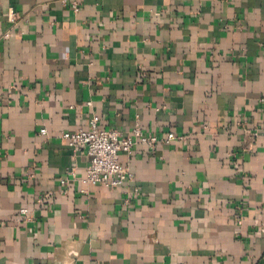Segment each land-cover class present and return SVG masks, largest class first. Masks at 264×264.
Wrapping results in <instances>:
<instances>
[{"label": "crops", "instance_id": "crops-1", "mask_svg": "<svg viewBox=\"0 0 264 264\" xmlns=\"http://www.w3.org/2000/svg\"><path fill=\"white\" fill-rule=\"evenodd\" d=\"M262 97L264 0H0V264H264ZM92 119L183 140L91 186Z\"/></svg>", "mask_w": 264, "mask_h": 264}, {"label": "built area", "instance_id": "built-area-1", "mask_svg": "<svg viewBox=\"0 0 264 264\" xmlns=\"http://www.w3.org/2000/svg\"><path fill=\"white\" fill-rule=\"evenodd\" d=\"M74 7L77 10L75 4ZM9 19L15 20L14 12L10 13ZM7 36L9 34H6ZM261 102L264 104V97L261 98ZM40 134H47V129L41 128ZM61 137L67 140L74 151L86 150L89 158L84 178L86 184L91 186L103 184L110 188H119L133 178L128 166L121 162V153L132 154L140 142L155 147L158 144L170 146L183 140V137L175 132H169L164 136L146 134L138 123L124 135L119 130L101 128L96 119L90 121L89 128L65 130ZM21 213H28V209L23 208Z\"/></svg>", "mask_w": 264, "mask_h": 264}]
</instances>
